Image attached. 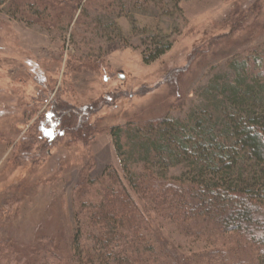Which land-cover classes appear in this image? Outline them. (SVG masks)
Instances as JSON below:
<instances>
[{
	"label": "rangeland",
	"instance_id": "374dc122",
	"mask_svg": "<svg viewBox=\"0 0 264 264\" xmlns=\"http://www.w3.org/2000/svg\"><path fill=\"white\" fill-rule=\"evenodd\" d=\"M28 1L25 16L8 0L0 5V240L29 246V257L0 254V264H102L96 251L86 255L95 231L76 211L111 182L108 169L130 188L111 128L165 113L183 118L231 61L264 54V0H81L64 17L66 4L43 14ZM150 40L172 44L146 62ZM58 100L88 107L94 128L84 134L79 122L69 135L56 128L53 141L43 139L39 122ZM163 226L159 238L176 253L212 250Z\"/></svg>",
	"mask_w": 264,
	"mask_h": 264
},
{
	"label": "trees",
	"instance_id": "16d2710c",
	"mask_svg": "<svg viewBox=\"0 0 264 264\" xmlns=\"http://www.w3.org/2000/svg\"><path fill=\"white\" fill-rule=\"evenodd\" d=\"M5 1L0 0V5ZM33 1L43 14L66 4L65 10L61 8L63 17L81 3ZM8 4L23 16L32 7L28 0H8ZM145 44L149 53L145 50L143 58L152 62L172 41L163 47L154 40ZM229 70L214 76L199 103L183 118L165 113L111 128L130 188L113 168L108 169L104 177L111 182L96 189L98 200L91 196L77 207V215L95 231L90 233L93 245L86 255L96 251L102 264H264V54L233 60ZM59 102L51 105L49 117L44 113L38 125L47 142L53 141L50 130L56 128L58 136L69 135L79 122L83 133L94 128L88 107L76 110ZM66 115L73 117L65 119ZM177 165L183 172L167 176L166 170ZM167 224L212 250L174 252L173 245L159 238ZM71 241L77 250V238ZM16 246L0 240L1 256L6 261L14 253L28 256L29 246ZM51 246V240L45 241L44 254ZM76 253L81 260L84 255Z\"/></svg>",
	"mask_w": 264,
	"mask_h": 264
},
{
	"label": "water",
	"instance_id": "95a60500",
	"mask_svg": "<svg viewBox=\"0 0 264 264\" xmlns=\"http://www.w3.org/2000/svg\"><path fill=\"white\" fill-rule=\"evenodd\" d=\"M122 77V76H121Z\"/></svg>",
	"mask_w": 264,
	"mask_h": 264
}]
</instances>
